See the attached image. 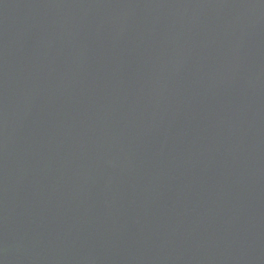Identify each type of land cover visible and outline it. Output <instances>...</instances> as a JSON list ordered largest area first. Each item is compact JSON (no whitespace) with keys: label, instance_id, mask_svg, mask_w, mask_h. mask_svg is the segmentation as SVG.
I'll return each mask as SVG.
<instances>
[{"label":"water","instance_id":"obj_1","mask_svg":"<svg viewBox=\"0 0 264 264\" xmlns=\"http://www.w3.org/2000/svg\"><path fill=\"white\" fill-rule=\"evenodd\" d=\"M0 264H264V0H0Z\"/></svg>","mask_w":264,"mask_h":264}]
</instances>
